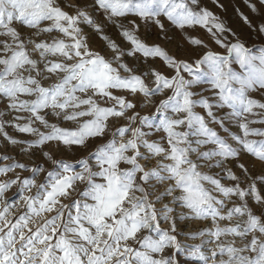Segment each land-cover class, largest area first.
<instances>
[{
	"label": "snow or ice",
	"instance_id": "obj_1",
	"mask_svg": "<svg viewBox=\"0 0 264 264\" xmlns=\"http://www.w3.org/2000/svg\"><path fill=\"white\" fill-rule=\"evenodd\" d=\"M94 4L100 23L78 3L72 14L58 0H0V99L14 114L0 121V137L52 164L0 155V264H264V175L253 180L240 162L247 154L264 164V128L251 127L264 125V102L252 96L264 97V46L253 52L199 0ZM241 19L264 34V20ZM165 20L183 34L188 56L141 37L139 22L166 37ZM82 24L111 58L90 47ZM17 25L57 36L38 42ZM232 119L237 134L225 125ZM53 144L87 154L57 159ZM173 205L186 211L177 216ZM181 222L205 224L185 237L199 243H181Z\"/></svg>",
	"mask_w": 264,
	"mask_h": 264
},
{
	"label": "rangeland",
	"instance_id": "obj_2",
	"mask_svg": "<svg viewBox=\"0 0 264 264\" xmlns=\"http://www.w3.org/2000/svg\"><path fill=\"white\" fill-rule=\"evenodd\" d=\"M62 4V6L65 5H72V7H64L65 11H68L72 14H74V8L79 4V6L86 10L90 15H92L98 23L101 22L102 13L95 8L94 0H58ZM252 3L256 4L257 12H252V10L248 7V4L246 3V0H216V3L213 2V0H199V7L201 8H207L208 10L212 11L216 16L220 18V20L232 30V32L236 33L239 38L246 43V45L252 49L253 52H256L258 54V49L261 46H264V34H259L256 31H253L249 29V27L244 23V21L241 19V14L244 16H247L249 20L253 22V24H259L262 20H264V4L260 3V0H251ZM50 22H43L41 27L48 26ZM125 25H127V20L122 21ZM141 24V30L140 35L142 38L146 39L149 43H158L162 48L166 49L172 54L178 53L181 58H184L188 56L189 50L188 46L185 44L183 40V34L180 30L176 29L173 25H171L166 20L165 28L167 31V36L165 37L163 33H159V29L153 27L145 28L143 22H139ZM18 29L21 30L22 35L27 38L29 36H32L33 39H36L38 42L39 40H45L47 42H51L52 38L57 36V34L54 32L52 34H45L40 37H36L33 35L35 30L22 28L21 26L17 25ZM84 35L88 38L90 47L94 51H99L101 54L105 55L107 58H111V53H109L105 46L104 42L99 39V37L92 31V29L87 25H81ZM159 33V35H158ZM106 34L111 38L116 40L119 43V38L117 36V29H115L113 26L109 25L106 28ZM192 35L194 37H199L201 39H204L207 43V38L205 37L202 30L196 29L192 30ZM229 40H233L234 37L231 33L227 34ZM0 39H3V37H0ZM209 47L213 48V50H216L215 47L212 44H209ZM34 57L38 58V54H34ZM131 62V58H129ZM53 81H47L45 82V86H47L48 83H52ZM199 91V89H197ZM206 96H210L211 93H205ZM253 98L260 100L261 102H264V97H261L259 93H253ZM139 110V107L138 109ZM147 111V110H146ZM199 111V110H198ZM228 110L225 109L223 111L216 112V115L218 117H222L225 115V113ZM260 111V110H255ZM131 114V113H129ZM13 113L7 108V101L0 99V121L5 122H11L13 120ZM21 115H27L26 113H21ZM50 123L57 122L55 118H50ZM118 124L124 123V121H118ZM226 127L229 128V131L233 134L238 133V127L237 122L235 119L232 120H226L225 121ZM62 127H70L71 122H61ZM218 133L224 137L227 138L226 134L216 125H211ZM251 127H258V128H264V125H251ZM6 130L8 131L9 135L13 138L20 139V140H28L32 139V137L27 136L26 134H21L16 132L13 128L7 127ZM44 130V129H41ZM252 139H259L257 137H252ZM45 151H48V148L44 149ZM205 149H201L203 151ZM51 153L54 156V158L57 159H65L69 161H74L77 158L82 157L83 155H86L85 150L80 151H71V150H63L58 151L56 149L55 144L51 147ZM11 155L15 156L17 160L20 162L26 163V164H41L45 168H51L52 164L51 162H45L40 150H35L34 153L30 155H22L20 151V146H11L7 145V143L3 140L2 137H0V155ZM194 160L196 159V156L193 155L192 157ZM240 162L244 163L246 167L249 169V174L252 177L253 180H256L259 182V178L264 175V164H261L259 161H255L252 157L248 156L247 154L243 155L240 158ZM228 168H232L233 171H236L238 175H240V171L235 168L234 163H229L226 165ZM200 171L207 172L209 175H216L217 173H221L222 170L215 169V170H209L207 168H201ZM11 175V174H10ZM24 175H27V173H24ZM243 178V177H242ZM227 184V182L225 181ZM162 190V188H161ZM11 196V193L9 194ZM170 201V198L168 200H165V203H168ZM159 208L160 205H157ZM175 208V215L179 216V214L182 211L178 206L173 205ZM162 227L167 228L168 225L162 224ZM205 227V224L203 222H181L178 226V238L180 239L182 244H196L199 243V241H192L186 239V234L190 231H195L199 228ZM179 259L184 260L185 256L183 253L179 254Z\"/></svg>",
	"mask_w": 264,
	"mask_h": 264
}]
</instances>
